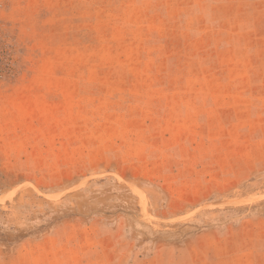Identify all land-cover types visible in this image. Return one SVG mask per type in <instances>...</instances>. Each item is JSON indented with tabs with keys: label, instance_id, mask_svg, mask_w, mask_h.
I'll use <instances>...</instances> for the list:
<instances>
[{
	"label": "rangeland",
	"instance_id": "rangeland-1",
	"mask_svg": "<svg viewBox=\"0 0 264 264\" xmlns=\"http://www.w3.org/2000/svg\"><path fill=\"white\" fill-rule=\"evenodd\" d=\"M0 264H264V0H0Z\"/></svg>",
	"mask_w": 264,
	"mask_h": 264
}]
</instances>
